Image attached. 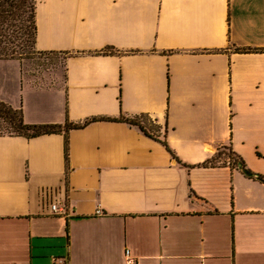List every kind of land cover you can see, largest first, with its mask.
Wrapping results in <instances>:
<instances>
[{
    "label": "crops",
    "instance_id": "1",
    "mask_svg": "<svg viewBox=\"0 0 264 264\" xmlns=\"http://www.w3.org/2000/svg\"><path fill=\"white\" fill-rule=\"evenodd\" d=\"M35 21L57 60L0 59V101L27 124L145 113L174 157L97 120L66 178L63 133L0 136V264H264V182L198 166L228 146L264 176V0H36Z\"/></svg>",
    "mask_w": 264,
    "mask_h": 264
},
{
    "label": "trees",
    "instance_id": "2",
    "mask_svg": "<svg viewBox=\"0 0 264 264\" xmlns=\"http://www.w3.org/2000/svg\"><path fill=\"white\" fill-rule=\"evenodd\" d=\"M36 0H0V59L30 58L34 52L42 54L36 50V21H35ZM112 47H105L95 53H112ZM24 56V57H23ZM29 60V59H27ZM105 120L124 122L137 127L145 136L161 142L169 153L174 154L167 147L162 138L161 126L148 114L141 113L134 116L120 114L116 118L88 119L82 124H72L66 122L60 124H27L24 121L21 108H13L9 104L0 101V136H23L34 138L45 134H64V159L65 176L67 178L68 161V138L67 133L74 128H80L89 122ZM167 125L165 123V130ZM225 156V161H220L221 156ZM239 169L246 177L264 182V176L249 170L243 159L230 147H223L212 155L208 160L199 164L202 167L226 166Z\"/></svg>",
    "mask_w": 264,
    "mask_h": 264
},
{
    "label": "rangeland",
    "instance_id": "3",
    "mask_svg": "<svg viewBox=\"0 0 264 264\" xmlns=\"http://www.w3.org/2000/svg\"><path fill=\"white\" fill-rule=\"evenodd\" d=\"M24 57V56H23ZM29 59V60H27ZM43 59V60H42ZM49 59V60H48ZM55 56H49L48 54H38L34 52L32 55H30V58H23V61H29L30 68H37L40 70H46L49 69L55 64L56 60ZM47 60V61H46ZM220 161H225V156L222 155L220 158Z\"/></svg>",
    "mask_w": 264,
    "mask_h": 264
},
{
    "label": "built area",
    "instance_id": "4",
    "mask_svg": "<svg viewBox=\"0 0 264 264\" xmlns=\"http://www.w3.org/2000/svg\"><path fill=\"white\" fill-rule=\"evenodd\" d=\"M47 205L49 206V210L52 214L68 215L66 204L64 202H56V201L48 200ZM126 254H128L127 251H126ZM54 264H67V263L65 259L57 258V259H54ZM129 264H131V262H129Z\"/></svg>",
    "mask_w": 264,
    "mask_h": 264
}]
</instances>
